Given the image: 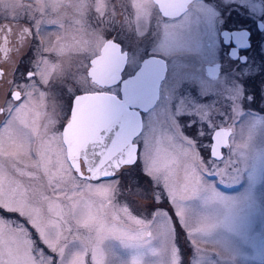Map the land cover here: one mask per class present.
Here are the masks:
<instances>
[{"label":"rangeland","instance_id":"rangeland-1","mask_svg":"<svg viewBox=\"0 0 264 264\" xmlns=\"http://www.w3.org/2000/svg\"><path fill=\"white\" fill-rule=\"evenodd\" d=\"M220 1L225 13L237 1L251 7L255 17L264 11V0L206 1L215 22L208 17L199 36L206 32L209 60L215 59ZM43 2L55 8L56 0ZM28 10L34 18L36 10ZM58 19L54 11L43 14L45 88L32 78L27 97L15 109L17 122L47 128L50 139L72 88L58 69L59 55L77 54L82 61L84 49L68 43L69 30L62 40L57 27H48ZM16 26L21 33L16 44L22 41V46L27 34ZM197 38L184 44L180 37L179 44L167 37L157 43L174 72L135 139L143 142L140 164L127 166L121 176L85 181L60 153L55 161L44 159L42 167L28 155L12 158L0 148V264H264V78L255 104L246 100L228 63L218 79L199 80L187 68L201 51L205 54L203 43L193 45L202 41ZM75 60L62 65L64 73L75 72ZM5 67L11 70L12 62ZM75 80L81 88L93 87L82 77ZM6 85L5 76L0 105ZM14 120L2 125L0 119L4 148L26 136ZM228 126L231 145L223 147L224 157L202 159L211 149L212 130Z\"/></svg>","mask_w":264,"mask_h":264},{"label":"flooded vegetation","instance_id":"flooded-vegetation-1","mask_svg":"<svg viewBox=\"0 0 264 264\" xmlns=\"http://www.w3.org/2000/svg\"><path fill=\"white\" fill-rule=\"evenodd\" d=\"M102 1H107V3L101 4ZM206 1L208 0H190L181 12L166 15L161 12L155 0H109L111 4L110 12L108 11V0H56L55 8L51 9L46 8L48 3L43 2V0H0V80L5 76L7 80L0 105L2 125L9 118H15L13 122L16 124V106L27 97L32 78L37 79L40 85L43 84V87L45 85L43 83L44 13L54 11L57 14L60 20H56L55 24H48V27H57L58 32L61 31L59 37L62 40L65 37V30H69L71 35L69 42H66L71 46L78 42L79 47L83 46L84 48L82 61L76 58L77 54H73L74 56L71 59L66 58L64 52L59 55L61 62H58V69H61L65 83L67 82L72 88H67L69 94L64 101L65 104H63L64 114L62 116L57 115L58 122L50 130V134L54 136V139L46 137L47 128L43 126L27 128L25 124L22 125L17 122L22 128H25L23 129L26 135L24 140L20 142L18 139L16 143L11 142L6 148L0 141V148L8 151V157L19 158L28 155L39 161L42 167L44 159L52 158L55 161V156L60 153L71 166L65 142L64 127L72 118L74 97L82 93L104 94L110 95V97L114 95L122 99L123 103L127 102L125 99L130 96L133 97V104L128 107L123 106L124 115L120 110L118 116L114 117V122L109 123L101 135V141L104 143L106 150L114 153L113 157L104 154V159L114 161L126 159L127 150L125 144H122L124 138L122 136L116 137L118 126L125 120L128 108L131 112H138L142 127L141 131L132 139V143L137 144L138 142L135 139L143 131L145 114L149 113L157 104L164 88L162 85L174 72L166 52L156 49L157 43L167 37L177 39L175 42L179 44H182L180 37L184 44L192 37L197 38L200 31L204 30L206 19L210 17L214 21L212 9L206 5ZM221 6L222 1L219 3L220 13L216 16V28L218 30L215 29V51H211V56L213 55L215 59H208L207 44L209 41H206V32L204 31L205 34L203 33L197 38V40L202 39V41L193 45L203 43L206 55L202 51L200 52L201 49L196 51V53L200 52L199 60L191 63L187 68L199 80L202 79L205 82L218 79L223 70L228 69L224 65L226 63L230 64L235 81L244 89L242 92L246 100L252 99V103L255 104L256 97L260 96L261 93L259 80L264 78V11L258 17H255L252 8L241 5L240 1L235 2L230 13L222 12ZM29 8L36 10L33 14L34 18L27 12ZM16 25L22 26L27 34L28 41L27 43L23 42L22 46V41L16 44V41H19V36H21ZM93 36H97L96 42ZM108 41L114 42H109V48H107ZM61 43L63 50L65 42ZM32 46L34 49H32ZM73 48L75 49L73 52L77 53V48ZM103 48L105 49L104 54ZM18 49L19 53L16 57ZM9 54H13L14 57L10 58ZM257 57L261 60L259 64L256 60ZM150 58H160L158 66H154ZM74 59L76 60L72 71L75 72H70L71 74L64 73L62 65L65 62L73 64L71 61ZM160 60L163 61L164 72L161 79L157 80V100L153 106L144 110V101L140 98L144 95H155L152 89H154L156 76L161 68L162 61ZM183 61L186 60L183 59ZM8 62L10 64L12 62V68L9 71L5 67ZM143 66L148 67L145 73H142L141 77L137 79L135 75ZM38 67L41 68L40 73ZM76 77H82L83 81H89L93 87L81 88L76 83ZM70 79L75 84L68 82ZM15 124L11 127L16 126ZM2 125H0V133ZM217 128L229 133L225 141L230 146L231 126L215 127L210 134V146L212 133ZM12 139H15V134ZM106 142H108L110 149L107 147ZM85 147L86 145H83L81 148L84 149ZM87 149L91 150V148ZM224 152L223 149L222 157L215 160H221L225 155ZM96 156L99 157L100 155L97 154L95 149L92 150V153L81 150L79 161L83 175H79L71 166L72 171L76 173L75 175L85 181L108 180L121 176V173L125 171L124 168L133 164L123 163L112 175L95 178L90 175L91 169L85 164V160L100 159Z\"/></svg>","mask_w":264,"mask_h":264},{"label":"water","instance_id":"water-1","mask_svg":"<svg viewBox=\"0 0 264 264\" xmlns=\"http://www.w3.org/2000/svg\"><path fill=\"white\" fill-rule=\"evenodd\" d=\"M155 1L158 3L161 12L166 15H172L184 10L190 0ZM109 42L111 41H108L107 48H109ZM104 51L105 49L103 48V54ZM159 59L160 58H150V61L154 66H158ZM160 66L161 68L156 76L157 79L155 81L154 89H152L155 95H144V97L140 98V100L144 101V110H147L148 108L153 106L157 100V80H160L163 76V61L161 62ZM147 67L148 66H143L136 73L135 77L137 79L140 78L142 73H145ZM97 96L100 98H98ZM132 99L133 97L128 96L125 99L127 102L122 103V99H119L114 95H111L110 97V95H99L94 93H82L74 97L72 118L65 125L64 132L70 164L78 172L79 175H83L81 170V163L79 161L81 150L92 153V150L95 149L97 151V154L100 155L99 157L96 156L97 158H100L98 160H85V164L91 169L90 175L95 178L110 176L117 168H119L121 164L133 163V161L136 160V143H132V139L141 131L142 127V122L138 112H131V110L128 108V112L125 114V120L117 128L116 137L119 138L120 136H122L124 138L122 144H125V149L127 150L126 159H123L121 161L104 159V154H108L110 157H113L114 153L112 151L108 152L104 143L101 141L102 131L107 128L109 123L114 122V117L118 116L120 110L124 115L122 107H128L129 105L133 104ZM228 136L229 133L225 132L221 128H217L213 131L211 143L212 156L217 157V159H220L222 157L221 150L224 146L227 145L225 139H227ZM106 144L108 147V142H106ZM83 145H86L84 149L81 148ZM87 148H91V150Z\"/></svg>","mask_w":264,"mask_h":264},{"label":"snow or ice","instance_id":"snow-or-ice-1","mask_svg":"<svg viewBox=\"0 0 264 264\" xmlns=\"http://www.w3.org/2000/svg\"><path fill=\"white\" fill-rule=\"evenodd\" d=\"M142 146H143V142L142 141L140 143L136 144V150H137L138 155H137V159L135 161H133L132 167L133 166L136 167V166H138L140 164L139 152L141 151ZM221 152L223 153V148H222ZM202 159L215 160V159H217V157L212 156L211 149H209L207 158L202 155Z\"/></svg>","mask_w":264,"mask_h":264}]
</instances>
